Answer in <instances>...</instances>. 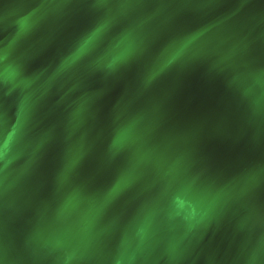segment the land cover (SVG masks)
<instances>
[{"label":"water","instance_id":"95a60500","mask_svg":"<svg viewBox=\"0 0 264 264\" xmlns=\"http://www.w3.org/2000/svg\"><path fill=\"white\" fill-rule=\"evenodd\" d=\"M0 264H264V0H0Z\"/></svg>","mask_w":264,"mask_h":264},{"label":"snow or ice","instance_id":"6c2138e0","mask_svg":"<svg viewBox=\"0 0 264 264\" xmlns=\"http://www.w3.org/2000/svg\"><path fill=\"white\" fill-rule=\"evenodd\" d=\"M90 44H91V43H90ZM90 44H89V45H90ZM83 53H84V52H80L79 54L82 55Z\"/></svg>","mask_w":264,"mask_h":264}]
</instances>
